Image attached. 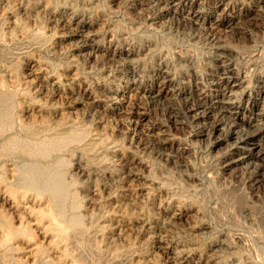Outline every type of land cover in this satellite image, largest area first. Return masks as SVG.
Returning <instances> with one entry per match:
<instances>
[{"label": "rangeland", "instance_id": "1", "mask_svg": "<svg viewBox=\"0 0 264 264\" xmlns=\"http://www.w3.org/2000/svg\"><path fill=\"white\" fill-rule=\"evenodd\" d=\"M262 138L264 0H0V264H264Z\"/></svg>", "mask_w": 264, "mask_h": 264}, {"label": "bare ground", "instance_id": "2", "mask_svg": "<svg viewBox=\"0 0 264 264\" xmlns=\"http://www.w3.org/2000/svg\"><path fill=\"white\" fill-rule=\"evenodd\" d=\"M229 105V104H228ZM230 107V106H229ZM234 119L235 120H238V118H237V116L236 117H234ZM254 133V132H253ZM250 134V135H248V136H246V138L247 139H244V140H242L241 139V141H244V143L246 144V145H248V146H250L249 148H248V151L249 152H252V151H254V150H256L257 148H260L259 147V143L258 142H255V134ZM262 139H264V138H262ZM3 225V224H2ZM2 227V226H1ZM4 227V226H3ZM18 231V230H17ZM7 233V232H6ZM22 234V233H21ZM8 235V234H7Z\"/></svg>", "mask_w": 264, "mask_h": 264}]
</instances>
